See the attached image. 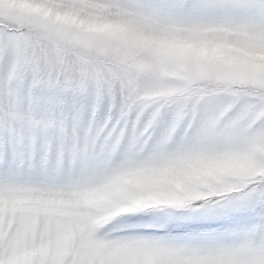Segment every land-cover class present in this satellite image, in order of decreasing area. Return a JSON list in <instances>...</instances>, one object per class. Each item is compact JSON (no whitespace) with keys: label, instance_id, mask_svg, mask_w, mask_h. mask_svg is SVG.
I'll return each instance as SVG.
<instances>
[{"label":"snow or ice","instance_id":"snow-or-ice-1","mask_svg":"<svg viewBox=\"0 0 264 264\" xmlns=\"http://www.w3.org/2000/svg\"><path fill=\"white\" fill-rule=\"evenodd\" d=\"M0 264H264V0H0Z\"/></svg>","mask_w":264,"mask_h":264}]
</instances>
